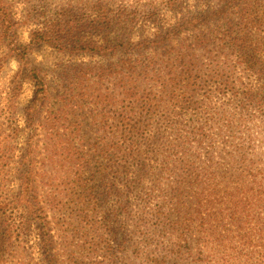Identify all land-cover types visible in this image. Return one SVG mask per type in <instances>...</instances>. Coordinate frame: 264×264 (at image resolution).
I'll return each mask as SVG.
<instances>
[{
  "label": "trees",
  "instance_id": "16d2710c",
  "mask_svg": "<svg viewBox=\"0 0 264 264\" xmlns=\"http://www.w3.org/2000/svg\"><path fill=\"white\" fill-rule=\"evenodd\" d=\"M95 4L91 9L93 17L85 16V21L80 19L81 9L70 7V3L49 12V22L29 32L27 46H19L15 31L20 22L13 19L0 0L1 45L11 49L33 84L25 116L28 128L37 125L43 135V171L39 176L48 211L34 192L33 183L38 175L33 161L17 166L14 175L20 186L16 196L11 202L0 199V238L1 233L6 234V240L0 241V264H9L17 239L14 232L18 228L9 223V210L23 211L22 216H29L34 222L27 227L21 224L25 231L34 227L39 249L50 264H55L52 214L64 211L68 219L72 214L90 218L89 224L69 225L67 221L68 226L78 229L65 233L82 232L85 237L92 235L103 240L101 233L113 227V223L102 224L90 204L71 198L77 194L85 201L87 196L82 166L85 124L102 131L105 153L119 148L124 157L138 163V140L144 149L152 140V135H148L150 121L153 119L155 125L164 115L162 118L169 126L165 129H178L177 124L191 117L190 113L197 116L206 111L200 98L206 95L207 88L208 100L214 94L228 104H238L241 109L235 107V111L239 119L246 118L248 111L264 124V0H156L141 8L124 6L119 10L103 2ZM37 13L47 12L39 9ZM41 45L71 59L70 71L60 83L62 90L58 92L56 107L46 112L43 123L40 119L48 99L47 86L28 60L29 48ZM148 51L158 56L157 60ZM73 69L77 72H71ZM213 122L210 119L207 124ZM188 132L182 140L171 142L175 170L177 163L182 166L177 176L183 181L181 187L178 185L172 191L179 196L186 194L187 201L177 196L165 210L154 204L156 200L150 202L155 188L146 186L149 168L144 164L130 172L135 180L127 185L123 196L126 200L145 198V204L138 209L142 216L139 226L158 233L163 244L170 242L171 235L157 228L163 218L172 226L185 225L189 235L178 239L187 243L186 252L191 251H175L171 249L173 245H154L149 253L139 248L138 262L145 257L150 264H169L187 254L195 257L192 262L196 264H234L228 254L231 251L235 261L245 258L244 264H264V140L258 144L248 133L244 138L231 136L227 139L231 151L225 152L217 150L216 145L221 142L226 146V139L208 135L197 118ZM8 138L16 139L10 135ZM34 149L31 146L30 153ZM179 153L193 159L184 160ZM10 159L5 142L0 139V176ZM216 178L228 181L229 187L233 183L228 210L234 229L229 227V231L214 229L210 215L216 205L203 196L210 189L215 193L213 199L219 200L221 182L214 183ZM123 203L121 200L120 205ZM127 203L122 207L124 216L131 210ZM22 216L20 219H25ZM124 216L120 229L126 232ZM153 221L155 230L151 228ZM102 242L104 247L108 246V241ZM146 242L145 239L142 244ZM120 244V248L125 246L123 239ZM95 245L98 247L96 241ZM208 247L216 251L218 260L205 254L203 250ZM103 258L105 264H117L112 255Z\"/></svg>",
  "mask_w": 264,
  "mask_h": 264
},
{
  "label": "rangeland",
  "instance_id": "374dc122",
  "mask_svg": "<svg viewBox=\"0 0 264 264\" xmlns=\"http://www.w3.org/2000/svg\"><path fill=\"white\" fill-rule=\"evenodd\" d=\"M68 1L69 0H3L5 7L9 9L13 19L20 22V27L15 31L17 45L27 46V44H29V32L35 29H41L49 22L53 10L63 8L67 3H70V7L81 9L80 19L85 21V16L90 18L93 17L91 9L94 8L96 2H103L109 8L119 10L124 6L129 9H134L137 6L141 8L156 0ZM39 9H43L47 13L44 15L40 13L36 14V11ZM31 10L36 11L32 12ZM49 12L51 13L49 14ZM150 32L153 31L150 29ZM148 54L155 57L157 60L158 56L152 54L151 51H148ZM28 60L29 63L39 71L40 77L47 86L48 99L42 114V120L40 119V122L43 123V118L48 115L46 112H51L49 111L51 107H56L57 95L61 89L60 83L66 78V75H68L70 71H68L70 66L68 63L71 59H68L67 56L51 48L41 45L32 46L31 49L29 48ZM84 60H87V58H84ZM71 72H77V70L73 69ZM206 92V95L200 98L207 107L206 111L200 112L197 116L190 113L191 117L182 119L177 124L178 129L174 127H171L172 129H165V126L168 125L165 119L162 118L164 115L161 116L159 120L155 121V125H152L153 119L150 121L151 127L148 129L150 130L148 135H152V140L148 142L149 146L145 149L142 148V141L140 139L138 140L139 145L137 146V151L141 157L139 163L137 161L131 162L130 159L124 157L122 149L120 150L119 148H111L105 153L104 149H102V147H105L102 141L104 137L102 131L90 125L85 124L83 126L82 166L83 186L86 188L84 193L87 195L84 197L86 202L82 201L81 199L83 198L78 197L77 194H72L71 198L72 200L79 198V202L85 203V205L90 204L95 214H98V220L101 221L102 224L113 223V227L101 233L103 235V240L108 241L106 242L108 246L104 247L103 240H98L95 236L93 237L91 235L85 237L82 232L73 234L64 232L78 229L77 227H70L68 224L74 225L78 222L89 224L91 222L90 218L77 217L72 214L68 219L64 211H62L60 215L57 213L52 214V228L54 231L52 247L54 249L55 264H105L102 261L104 260L103 257L108 258L110 255L116 258L117 264H150L145 261V257L141 262H138L137 259L140 255L138 249L142 248L144 253H149V250L153 249L154 245L161 246V248L173 245L174 247L172 246L171 249L183 251V253L191 251L190 249L186 252L188 247L187 243L184 239L182 242L178 239L180 236L189 235L185 225L182 226L180 224L172 226L167 219L163 218L161 220V225L157 228L171 233V235H168L170 237V242L168 244H163L158 237V233L152 232V229L139 226V223L142 222V216L141 213L138 212V209L140 205L145 204V198L134 199L135 197H129L126 200L123 195L124 189L128 188L127 185L130 186L135 180L134 177L130 175V172L135 171L144 164L149 168L146 186L155 188V192L149 201L156 200L154 204H158L165 210L170 201L174 202L176 200L179 195L173 193L172 188L178 185L181 187L183 183L182 179L177 176L182 166L177 163V169L175 170V158L173 157L171 142L175 139L176 143L178 139L182 140L183 137H186L187 133H189L188 129L192 126L195 118L206 127L208 135L212 137L220 136L226 139V146L219 142L216 145L217 150L225 149V152H230L231 145L230 141L227 139H230L231 136L237 135L244 138L247 137L248 133L251 138L256 139L258 144L264 140V124H261L262 122L258 120L257 115L253 112L244 110L247 112V116H243L248 120L246 118L239 119L240 116L238 112L235 111V107L240 108L238 104H228L226 100H221L214 94L211 100H208L210 89L207 88ZM32 93L33 84L20 67L18 59L12 53L11 49L3 47L0 41V125H3V127L0 128V132L2 133L0 139L5 142L8 157H11L10 163H8V166L4 170L5 173L0 176V199L1 201L11 202V199L16 196L20 184H17L18 181L14 175L15 168L17 166L21 167L29 160H32L34 172L38 175L35 177V182L33 183V186L36 187L34 192L38 197L40 205L46 210V213H48L46 205L44 204V189L42 190L43 187L39 176L42 175L43 171V135L41 129L37 125L33 126V128H36L34 130L33 128H28L30 124L25 116L26 108L29 106L32 99ZM210 119H213L214 122L207 124V121ZM236 125L240 126L235 130ZM155 127H157V129ZM8 135L15 136L16 139L9 140ZM235 142L240 143L236 140ZM195 144L196 143H194V145ZM31 146L35 147L33 153H30ZM26 152L28 153L25 154ZM35 153L37 154L35 155ZM180 156L184 160L193 159L189 154H180ZM220 182L221 180L218 178L214 181L216 184ZM232 187L233 183L229 187V182L223 180L221 184L218 185V188L222 191L219 195V200L215 199L217 202L213 199L215 195L214 191L207 189L205 190L206 193L203 194V196L214 201L216 205V209L212 211L210 215V221L214 229L221 232L229 231L227 230L229 227L234 229V227L231 226L233 223L232 213L228 210V208L231 207L230 201H232V197L230 188ZM185 196L186 194H183L179 197H183L187 201ZM121 200H123L124 203L129 201L127 206H131V210L126 211L128 213L127 216L122 215L124 203L120 205ZM22 215L23 211L20 212L17 209L7 212L9 223L14 224L18 228V231L14 232V236H16L17 239L14 243V253L12 257L9 258V264H50L46 256L44 257L43 252L39 249V239L34 227L26 229L25 231V226L33 225L34 222L29 219V216L25 217ZM20 216L25 219L21 220ZM122 216L126 218L124 221L127 229L126 232L120 229ZM260 216L263 217V214ZM21 223H24L25 226ZM154 223V221L151 223V228H153V230H155ZM245 230L249 229L245 228ZM61 231L63 233H61ZM1 235L0 241L4 242L6 240V234L4 235L1 233ZM254 236L257 237V234L254 233ZM122 239L123 242H125V246L120 248ZM145 239L147 242L142 244ZM95 241L98 247L95 245ZM233 241H235V239ZM203 251L206 255H209V258L218 260L216 251L212 250L210 247ZM228 254L232 257L231 262L234 264H244L246 261L245 258L235 261L233 252L229 251ZM194 258L195 257L191 255L184 254L181 260L174 262L170 261L169 264H196L192 262Z\"/></svg>",
  "mask_w": 264,
  "mask_h": 264
}]
</instances>
